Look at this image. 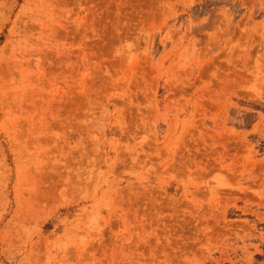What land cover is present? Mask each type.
Listing matches in <instances>:
<instances>
[{
    "label": "rangeland",
    "instance_id": "1",
    "mask_svg": "<svg viewBox=\"0 0 264 264\" xmlns=\"http://www.w3.org/2000/svg\"><path fill=\"white\" fill-rule=\"evenodd\" d=\"M0 264H264V0H0Z\"/></svg>",
    "mask_w": 264,
    "mask_h": 264
}]
</instances>
